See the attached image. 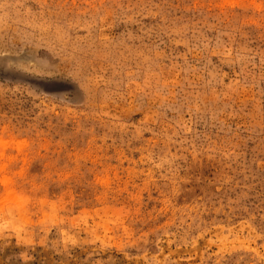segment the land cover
I'll return each instance as SVG.
<instances>
[{
	"label": "rangeland",
	"instance_id": "1",
	"mask_svg": "<svg viewBox=\"0 0 264 264\" xmlns=\"http://www.w3.org/2000/svg\"><path fill=\"white\" fill-rule=\"evenodd\" d=\"M0 264H264V0H0Z\"/></svg>",
	"mask_w": 264,
	"mask_h": 264
}]
</instances>
